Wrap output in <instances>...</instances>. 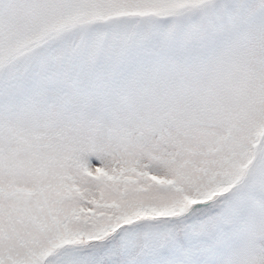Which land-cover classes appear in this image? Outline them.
<instances>
[{
  "label": "snow or ice",
  "instance_id": "obj_1",
  "mask_svg": "<svg viewBox=\"0 0 264 264\" xmlns=\"http://www.w3.org/2000/svg\"><path fill=\"white\" fill-rule=\"evenodd\" d=\"M0 264H264V0H0Z\"/></svg>",
  "mask_w": 264,
  "mask_h": 264
}]
</instances>
